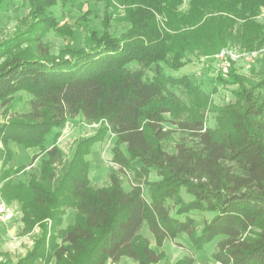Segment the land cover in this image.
Here are the masks:
<instances>
[{"label": "trees", "instance_id": "obj_1", "mask_svg": "<svg viewBox=\"0 0 264 264\" xmlns=\"http://www.w3.org/2000/svg\"><path fill=\"white\" fill-rule=\"evenodd\" d=\"M27 1L36 20L31 28L38 27L26 40L40 58L18 53L0 65L2 106L19 90L30 95L28 111L0 126V178L4 199L21 203L25 231H40L25 256L0 264H113L127 257L161 264L166 254L142 234L145 223L159 247L184 234L198 248L215 243L207 264H264V77L250 79L231 68L227 79L238 85L237 101L212 102L217 122L210 125V94L187 74L172 71L228 44L241 52L264 49V0H106L124 29L111 30L106 8V29L91 33L96 44L61 59L42 43L46 32L61 31L53 8L60 6L62 17L81 0ZM187 100L196 103L193 117L178 123L182 135L170 152L162 145L172 133L164 128L170 110L164 103L186 106ZM78 116L103 121V127L78 140L57 180L66 157L57 141ZM53 129L54 144L46 148ZM108 131L117 137L112 151L120 169H110L108 187L92 185L87 156ZM11 141L46 153L39 171L32 167L18 182L12 176L27 165H8ZM125 172L133 175L129 189ZM153 173L159 178L152 179ZM183 188L192 199H185ZM68 208L77 210L76 222L64 227ZM195 262L191 252L170 264Z\"/></svg>", "mask_w": 264, "mask_h": 264}, {"label": "rangeland", "instance_id": "obj_2", "mask_svg": "<svg viewBox=\"0 0 264 264\" xmlns=\"http://www.w3.org/2000/svg\"><path fill=\"white\" fill-rule=\"evenodd\" d=\"M59 7L60 6H55L53 8V11L55 15H58L60 17L62 24L61 31L51 29L50 31L46 32L47 34L42 41L43 46L49 47L52 56L58 57V59H61L63 56H71V53L76 52V50H85L91 45L96 44V36L92 37L91 33L93 32V30L100 29L102 31L106 29L105 26H102V22L104 19L103 16L106 8L107 15H110L113 18L110 24L111 30L114 32H120L124 29V23H116L117 17L113 15L115 11L113 10V7H107L106 0H89L87 2L81 0L70 11H68L67 15L65 13V15L62 17L61 9H59ZM119 9H122V7L120 6ZM30 13L31 6L29 5L28 1L0 0V65H2L6 58L18 53H22L27 58H40V55L34 48L35 44L30 43L28 40H26V37L28 36L27 33H29V31L31 30H37L38 27L35 26L31 28V25L35 19L30 16ZM84 13L89 14L87 16L88 18L86 20H79V16L83 15ZM18 43H20L18 47L16 49H12L11 45ZM237 47H239V45L228 44V47L225 48L241 52V50ZM262 50L263 51L259 54L260 56L255 57L253 60L248 61L244 58H240L235 62H231L229 67L227 68H223L218 64V61L216 60L213 53L194 57L192 58L193 61L191 63L179 66L177 70L174 69L172 71H174L173 73L177 76L187 74L192 81L201 86L202 89L210 94V102L208 104L209 106L206 114L208 124L215 125L217 122V112L215 109L214 111H212V107L210 106L213 105H211V103L213 102L214 105L216 104L219 106H223L227 103H235L237 101L236 95L233 94V91L238 88V85H231V83L227 79V77L229 76L227 72L234 67L240 74L247 76V74L250 75L252 71L256 69L257 72L255 71V74H252L248 77L250 79L253 78L254 80L261 79L262 76L264 77V74H259L258 72L264 71L261 70L264 69V67L262 66L264 65V49ZM4 51H9V54L7 56L5 55L4 57H1V53H3ZM242 52L244 51L242 50ZM252 67L254 69H252ZM29 99L30 95L27 92H25L24 90H19L16 94H14L9 105L3 107L0 102V126L6 123L8 120L17 119L20 114L27 112L29 108ZM195 105L196 103H194V101L192 102L191 100H187L186 106L181 103H174L170 101H166L164 103V106H167L170 109L164 114V128L172 132L170 137L162 143L163 147L168 151H175V143L182 135V131L179 130L178 123L181 120L191 119L193 117V115L190 114V111L191 109H194V107H196ZM102 122L103 121L89 123L85 119H83L82 116L70 118V120L62 129L64 137L61 140V145L65 150L66 157L73 149V145H75L80 138L92 136L93 134H95V132L102 128ZM54 130H52L53 132L51 133V140L49 141V138H46V148L50 147V144H53V137L55 135ZM113 145V133L109 131L104 140L94 145L95 150L93 151H95V153L91 156L93 168L90 176L92 177V182L97 186L108 187L110 184V169L114 167L116 169H120V166L115 161H113ZM4 152L5 150L0 146V159L3 157ZM39 162L40 160L37 161L36 164H38ZM66 167H60L58 171L59 176L63 173ZM121 175L124 176L123 181L125 188L129 189L131 186V181L133 180V175H131V172H125ZM25 176L28 177L27 174ZM153 178L157 179L159 177L158 175L153 173L152 179ZM2 184V179L0 178V194ZM145 193L147 195L148 190L145 189ZM183 194L185 199H192L185 188H183ZM2 198L4 199L3 196ZM4 201L9 208L8 201L5 199ZM8 220L9 218L0 214V235L7 239H2L5 240V242H0L1 245H4L3 247L1 246V249H3V251L9 252V254H2V252H0V259L16 260L25 254L26 250L31 245L30 239H32L33 236H23L19 231H16L17 226H19L20 224L18 219L13 220L14 223L10 225L9 222L7 223ZM10 229H12L13 232H11L10 235L6 234L8 233V231H10ZM141 232L144 236L148 238L151 237V239L153 240V247H155L158 252L166 254L161 264L173 263L174 261H176V259L184 256V254L191 252L197 258L198 262L195 264H207L208 262L206 261H208L209 259L213 261L212 252L216 250L217 247L215 243H210L202 248H198L192 244L188 235L184 234L179 235L174 240H166L163 244V247H159L156 245L153 233L150 232L148 223L144 224ZM59 241L60 239H58V242ZM54 245L55 239H53V242L51 241L49 246L51 253L53 252ZM129 262L130 263L128 264H138L137 262L134 263L133 259H130Z\"/></svg>", "mask_w": 264, "mask_h": 264}, {"label": "crops", "instance_id": "obj_3", "mask_svg": "<svg viewBox=\"0 0 264 264\" xmlns=\"http://www.w3.org/2000/svg\"><path fill=\"white\" fill-rule=\"evenodd\" d=\"M262 11H264V8H263ZM263 15H264V13H263ZM263 62H264V60H263ZM261 65H262V63H261ZM262 66L264 67V65H262ZM252 69H254V68L252 67ZM261 70H264V69H261ZM255 71L257 72V70L254 69L250 75L255 74ZM258 73L259 74H264V71H259ZM250 75L247 74V76H250ZM57 131H58L57 129L54 130L55 133ZM52 132L53 131H51L50 132V135L47 136V138H49V141L51 140L50 138L52 136V134H51ZM61 134L62 135L58 139L57 143H58V145L61 148H63L62 145H61V140L64 137L63 130H61ZM54 138H55V135L53 137V142H52L53 144H54V141H55ZM113 140H114V143L117 140V137H116L115 134H113ZM10 143L11 144H9V148L13 151V156H12V159L10 160V162L8 163V165L11 166V167H19V166H22V165H27V167L24 168L21 172L16 173V175H13L12 176V178L14 179V181L15 182H18L19 180L26 179L27 176H25V175L27 174L29 176L30 169L32 167L35 169V172H38L39 171V163L38 164H36V163H37V161H39V160L41 161L42 159H44L46 157V153L40 154L41 149L38 146H36V147H28L27 148V147L23 146L22 144L21 145L17 144L14 141H11ZM77 143H78V141L76 142L75 145H73L74 147L71 150L70 154H68V156H67L68 158L65 157V159H64V163L65 164L63 166H61L62 168L66 167V166L67 167L69 166V164H70L69 161H70V159L72 158V156H73V154L75 152V149H76L75 147H76ZM0 146L2 147L1 144H0ZM50 146H51V144H50ZM45 147H47L46 142H45ZM48 148H50V147H48ZM93 150H95L94 149V146H93ZM93 150H92L91 154H89L87 156V159L90 162L89 176H90V173H91L92 168H93V165H92V162H91V156L95 153V151H93ZM36 154H39V155H37L38 157H36V159L34 161H32V159L36 156ZM2 159H3V157L0 159V169H1V166H2L1 165ZM67 167H66V169H67ZM66 169L63 171V173L60 176L59 175L57 176L58 177L57 180L63 178L62 176L65 174ZM90 178H91V182H92V177L90 176ZM92 185H95V184L92 182ZM8 203H9L10 210H9V214L6 216L7 218H9V220L7 221V223L9 222V225H10V224H13L14 223L13 220H16V219L19 220L20 224H19V226H17V228H16L17 230L16 231H19L20 234H22L23 236L24 235L33 236V238L30 239V244L31 245L28 248V249H30L32 247L33 243H34V239L36 238V235L39 234L40 228L36 226L32 231H25V223L22 221L23 210L21 208V203L18 200H12V201H9ZM76 215H77V210L75 208H68L66 214L64 215V221H65L64 222L65 223L64 226L67 227V225H69V224H74L76 222V220H75L76 219ZM11 232H13L12 229H10V231H8V233H6V234L10 235ZM2 239H6V238H4V237H2L0 235V242H5V240H2ZM149 239L151 241V247H153V240L151 239V237H149ZM1 246L3 247L4 245H1L0 244V252H2V254H4V253L5 254H9V252L3 251V249H1L2 248ZM153 248H155V247H153ZM27 250H26L25 254L27 253ZM25 254L22 255V256H25ZM130 259L131 258H128V257L127 258H123L118 263H113V264H128V263H130L129 262ZM195 260H196L195 263H197L198 261H197L196 256H195ZM54 262H55V259H53L50 264H54ZM206 262H212V260L209 259ZM39 263L40 262H38L37 264H39ZM134 263H135V261H134Z\"/></svg>", "mask_w": 264, "mask_h": 264}, {"label": "built area", "instance_id": "obj_4", "mask_svg": "<svg viewBox=\"0 0 264 264\" xmlns=\"http://www.w3.org/2000/svg\"><path fill=\"white\" fill-rule=\"evenodd\" d=\"M22 1H27V0H22ZM263 50H254L250 52H239V51H234L232 49H222L219 53L215 54V58L218 61V64L222 66L223 68L229 67L231 62H235L236 60L240 58H244L245 60H253L255 57L260 56L259 54ZM10 208H8L6 202L2 198V195L0 194V214L4 215L5 217L9 214Z\"/></svg>", "mask_w": 264, "mask_h": 264}]
</instances>
